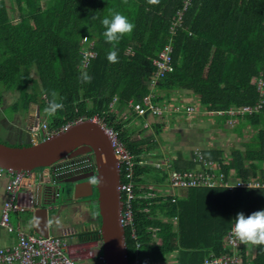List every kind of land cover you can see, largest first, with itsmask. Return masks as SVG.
<instances>
[{"label":"trees","instance_id":"1","mask_svg":"<svg viewBox=\"0 0 264 264\" xmlns=\"http://www.w3.org/2000/svg\"><path fill=\"white\" fill-rule=\"evenodd\" d=\"M112 11L135 24L116 45V63L107 59L112 45L101 23ZM166 44L172 47L170 68L157 74ZM86 47L95 56L84 66L81 52ZM82 72L92 77L91 83H81ZM259 79L264 81V0H191L185 10L183 0H0V92L17 93L14 112L38 106L51 131L97 119L142 157L152 152L150 139L133 138L130 122L147 126L145 120L152 116L150 126L160 133L166 119L174 123L195 117L210 123L212 132L226 131V115L205 111L254 105ZM53 90L64 97V109L49 117L44 108ZM145 97L153 105L179 110L168 117L138 115L129 102L143 105ZM194 104L198 112L190 116L186 109ZM231 134L247 138L241 147L230 146L228 156L225 148L210 145L189 155L161 154L168 165L135 167V194L154 195L132 200V223L123 225L129 264L135 259L139 264H201L208 254L223 253L237 213L264 210V104L239 118ZM198 152L218 165L225 180L233 176L257 185L172 187V172L202 165ZM245 254L243 247V261ZM250 260L264 264V245H255Z\"/></svg>","mask_w":264,"mask_h":264},{"label":"built area","instance_id":"2","mask_svg":"<svg viewBox=\"0 0 264 264\" xmlns=\"http://www.w3.org/2000/svg\"><path fill=\"white\" fill-rule=\"evenodd\" d=\"M191 0H183V10L187 8ZM182 12L178 13V19L181 18ZM175 25L172 26V31H175ZM172 47L170 44H166L164 49L160 52L161 60L157 62L159 70L157 74H162L168 70L170 62V51ZM82 55L84 57L83 65L88 64L89 58L94 56V51L86 48H82ZM259 100L254 105H242L231 106L227 109L216 111H205L208 115H226L227 119L225 125L228 128H233L238 119L246 114H252L253 111H257L264 104V81L258 80ZM129 105L133 107V110L138 115H143L146 112L151 115L166 116L168 117L173 111H178L179 106H174L170 109L166 105H153L149 103L148 97L143 99V105L139 103H131ZM195 105V104H194ZM186 112L190 116H195L198 112L197 105L187 106ZM152 117V116H151ZM97 120V119H96ZM108 133L111 138L112 147L114 149V156L117 161L120 173V185L118 187L120 193L125 195L122 207L123 225L132 223L133 208L132 200L135 198H147L152 197L154 193H143L136 195L134 188L135 184V167L138 165L152 164L155 167H160L169 164V159L165 157L161 161H149L145 158V154L136 155L131 152L122 140L118 137L117 133L112 128L105 126L97 120ZM69 124L62 126L59 130L65 129ZM49 130L47 121L45 118H38L37 123H32L27 127L29 132V143L35 144L40 140L46 138L52 133L57 131ZM140 157V158H138ZM198 164L194 170L187 172H172L170 175L171 186L175 188H187L192 186H224L229 189L233 187L242 186H256L257 183L254 180L243 182L239 177L228 176L225 180L223 173L216 171L215 164L204 160L201 154L198 152ZM95 168V162L93 157L88 154H83L75 157H65L55 162L52 166L46 168L47 172L45 176L48 179L57 180L64 178L68 175H72L77 172H83L92 170ZM234 172L230 171V175ZM6 176V183L4 187L5 199L2 202L0 208V228L6 231L8 234H14V239L10 245L0 246V264H83L79 258L71 256L70 245H68V237L66 231L60 230L59 234H49L48 236H42L40 234H32L26 232L19 223L13 225L11 222L12 213H22L27 209H33V199L30 197L29 204L21 203L19 196L22 191L23 181L26 177H31L32 171L24 170H11L0 167V179L2 176ZM39 179H35L39 182ZM30 186V184L28 185ZM59 196L58 190H53L50 199H56ZM232 224L230 230L227 232L223 240V253L220 255L209 254L206 256L201 264H242V248L245 244L241 243L234 235ZM83 253L87 258H94L97 262L105 264L102 253H99L95 249H83ZM132 264H139V261L135 259Z\"/></svg>","mask_w":264,"mask_h":264},{"label":"water","instance_id":"3","mask_svg":"<svg viewBox=\"0 0 264 264\" xmlns=\"http://www.w3.org/2000/svg\"><path fill=\"white\" fill-rule=\"evenodd\" d=\"M39 108L35 107L34 123L39 117ZM92 154L95 170L77 172L67 178L57 180H41L40 188L48 199L53 190L59 191L60 183H68L73 188V198L88 197L92 194L91 178L95 177V188L98 193V209L100 214V237L102 239V255L105 264H129L125 243V230L122 218V199L118 189L120 173L114 156L111 138L103 126L93 118L77 120L65 129L48 135L35 144L10 146L0 142V167L11 170L33 171L48 168L62 158ZM54 199L42 201L36 209V234L49 235L47 206Z\"/></svg>","mask_w":264,"mask_h":264},{"label":"rangeland","instance_id":"4","mask_svg":"<svg viewBox=\"0 0 264 264\" xmlns=\"http://www.w3.org/2000/svg\"><path fill=\"white\" fill-rule=\"evenodd\" d=\"M91 43L88 44L90 46ZM95 56V54H94ZM93 56V57H94ZM1 94V107H0V142L10 145V146H23L25 144H29L28 138H29V132L25 129H23L22 132V138L19 141L11 140L8 138L7 132L10 129H15L16 126L24 127L25 126V120L24 115L23 117L19 114H15L14 110L12 109L11 105L16 101L17 99V93L16 92H9V91H2ZM5 95L7 98H5ZM21 113V112H20ZM130 113H127L125 117L129 116ZM41 118L44 117V114L41 113ZM154 120L153 117L148 116V118L145 120L146 124H149L145 126H140L136 120L133 122H130L128 125L129 128H132L134 126L135 132L133 134V138L135 139H142L145 137H148L150 139V148L152 149V152L145 155V158L149 160L150 162L153 160H159L160 155H167L169 153H173L176 155L177 151L183 152L185 155H189L190 151H201L202 149L207 150L210 145H218L220 147L225 148L224 154H228V148L230 146H236L241 147V141L245 138H247L245 135L243 136H235V135H229L231 132V129L227 127L226 131L218 130L215 132H212L213 129H211V124L205 121V119H197L195 117L188 119L187 121L179 120L177 119L174 123H171L169 120H165V125L163 126V130L160 133H156L155 129L150 126V123ZM171 123V124H170ZM25 128V127H24ZM250 130V129H249ZM247 130L245 129V132ZM161 155V156H162ZM228 156V155H227ZM163 159H161L162 161ZM264 166V165H263ZM45 168H39L37 170H44ZM93 182H96L95 177L91 178ZM24 183H32V178H25ZM59 190L60 195L58 198L52 202V205L54 208L50 209L48 208V219L50 223L49 231L50 234L57 233L59 231V226H63L60 224V221L57 219H54L53 217L56 216V213L58 212L59 207L64 203L67 202L66 198L69 196H72V193L70 191L71 185L68 183H60ZM177 192V190H176ZM49 206V205H48ZM31 220L30 222H33V214L29 212ZM26 216V215H25ZM24 215H19V219H24ZM69 215L64 217V215L61 216V223H64V219L68 220ZM57 221H59V224H57ZM11 222L13 225H16V218L12 214L11 215ZM29 222V221H26ZM59 225V226H58ZM25 226V225H24ZM54 226V227H53ZM28 227V232H33L32 225L25 226L24 228ZM74 238H68V245H73L75 242ZM248 246H251L247 244ZM251 248H255L254 246Z\"/></svg>","mask_w":264,"mask_h":264},{"label":"crops","instance_id":"5","mask_svg":"<svg viewBox=\"0 0 264 264\" xmlns=\"http://www.w3.org/2000/svg\"><path fill=\"white\" fill-rule=\"evenodd\" d=\"M7 97L5 95V98H7ZM1 103H2V101L0 102V107L2 106ZM35 107H36L35 104H32L30 106L28 112H26V113H24L22 111H20L21 113L19 111L18 112H14L15 114H19L22 117L24 115V120L26 122L25 126H24L25 128L24 127H20V126H16L15 129L8 130V132H7L8 138H10L11 140H15V141L21 140L22 135H23L22 134L23 129L27 130V127L30 124L34 123V121H35L34 120L36 118ZM27 142L29 143V138H28ZM46 172H47L46 168L44 170H40V171L35 169V170L32 171L31 177L30 176L27 177V178H29V180H30V178H32L33 182L32 183H30V182L24 183L23 182V187H22L21 194L19 196V200H20L21 203L29 204L30 203L29 199H30V197H32V199H33V203H32L33 209H27L25 212L17 213V214L16 213H12L15 216V218H16V224L19 223L22 228L25 227V226L32 225L33 232H28V227L24 228V230L26 232H28V233L36 234L34 232V230H35V217H34L35 211H36V209H38L39 207L42 206L41 203H42L43 200L46 201V200L50 199V198L48 199V197H45L43 195V193H42V190H41L40 186L43 183L39 184V182H36V180H35V179H39L40 176H42L41 180H46L47 179V177L45 176ZM6 179H7V177L5 175L2 176L1 179H0V208H1L3 200L5 199L4 187H5ZM29 184H30V186H28ZM63 206L64 205H61L59 207L58 212L56 213V216L53 217L54 219L58 218V220L60 221V224H62V225H63V223H61V216L62 215L67 216L66 208L63 207ZM50 207L54 208L53 205L50 204L49 206H47V210H48V208L50 209ZM29 212H31V214H33V222H30L31 217H30ZM20 214L24 215V217H23L24 219H19V215ZM47 215H48V211H47ZM26 221H29V222H26ZM49 226H50V223H49ZM60 227H62V226H59V231L57 233L55 232L54 234H59L61 232L60 231ZM94 233H97V234H94L95 237H93L92 240H90V241L82 240L81 242L75 240L74 241L75 243L70 246L71 256H73L75 258H79L81 261H83V264H101L100 262H97L96 259H94V258H87L86 255L83 253V249H90V248L95 249L99 253H102V239L99 236L100 235L99 230L94 231ZM49 234H50V232H49ZM14 237H15L14 234H8L6 231H4L2 228H0V246L10 245L12 240L14 239ZM251 246L253 247L254 245H251ZM251 246H248L247 244H245V246H244L245 250H246L245 261H243V259H242V264H251L250 263V261H251L250 259L253 258L254 253H255V248H251ZM160 264H165V263L163 262V263H160Z\"/></svg>","mask_w":264,"mask_h":264},{"label":"clouds","instance_id":"6","mask_svg":"<svg viewBox=\"0 0 264 264\" xmlns=\"http://www.w3.org/2000/svg\"><path fill=\"white\" fill-rule=\"evenodd\" d=\"M157 2L158 0H149V3L152 4ZM101 23L105 28L103 35L106 42L112 45L107 59L112 63H116L118 62L116 45L125 35H130L133 32L135 24L118 11H112L109 16L102 19ZM91 80L92 77L87 72L81 73V83H91ZM63 100L64 97L60 96L58 91L53 90L44 112L49 117H55L58 111L64 109ZM57 224H59V221H57ZM233 232L235 237L243 244L264 245V210L254 211L247 216L242 212L237 213Z\"/></svg>","mask_w":264,"mask_h":264},{"label":"flooded vegetation","instance_id":"7","mask_svg":"<svg viewBox=\"0 0 264 264\" xmlns=\"http://www.w3.org/2000/svg\"><path fill=\"white\" fill-rule=\"evenodd\" d=\"M89 155L91 158L93 157L92 154ZM92 170L94 171L95 168H92ZM92 170H88L85 172H89ZM67 177H69V175L64 178ZM91 181L93 187L92 194L90 196L77 199L73 198L74 192L71 186L70 191L72 193V196L67 197V202H64V204H62L64 205L63 207L66 208V214L70 217L68 220L64 219L63 226L60 227V230L66 231L69 235V238H74L79 242H81L82 240H92L93 237H95L94 234H97L94 233V231L100 229V214L97 201L98 193L95 188L96 182L94 183L92 179Z\"/></svg>","mask_w":264,"mask_h":264}]
</instances>
